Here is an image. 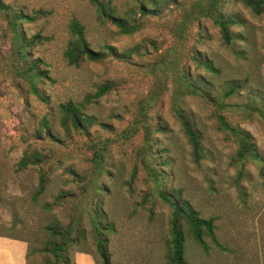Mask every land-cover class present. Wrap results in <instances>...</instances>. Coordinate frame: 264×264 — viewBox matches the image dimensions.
<instances>
[{
  "label": "rangeland",
  "instance_id": "374dc122",
  "mask_svg": "<svg viewBox=\"0 0 264 264\" xmlns=\"http://www.w3.org/2000/svg\"><path fill=\"white\" fill-rule=\"evenodd\" d=\"M4 1L14 12L48 13L20 24L27 40L38 34L47 38L28 49L29 60L39 59L47 77L37 82L40 98L24 77L26 64L14 49L10 17L0 12V238L23 242L26 254L43 249L46 227L56 221L67 225L85 202L84 183L72 172L90 176L97 171V146L105 155L107 172L100 180L106 191L98 199L117 229L109 236L113 264H168L173 211L160 198L158 187L180 192L202 218L215 220L225 250L209 241L212 249L206 253L187 234L188 264H264V15L256 16L241 0H227L223 12L243 24L232 28L238 37L226 45L214 21L195 8L208 0L162 4L157 16L144 18L136 4L149 0H101L120 16L134 10L141 25L134 35H123L113 23L103 21L93 0ZM74 19L85 26L94 50L114 48L119 56L70 66L64 53ZM196 55L213 62L217 72L199 65ZM184 70L210 80L217 93L235 83L241 88L218 108L186 95L179 81ZM105 84L112 90L86 111L105 127L94 125L88 134L64 129L61 105L82 103ZM178 93L203 136L204 157L199 163L173 112ZM142 104L153 128L162 126L152 136L155 155L146 162L144 130L126 135ZM218 114L251 133L261 162L236 161L238 146L219 129ZM45 120L57 141L46 134ZM26 152H39L43 158L21 171L18 163ZM43 172L49 185L35 200ZM62 195L65 198L59 200ZM47 205L54 207L49 210ZM84 227L87 241L71 254L75 260L88 256L96 264L91 254L76 252L87 249L96 254L88 220ZM44 258L31 254L30 264H41ZM81 262L87 264L83 258ZM0 264H22L20 250L0 246Z\"/></svg>",
  "mask_w": 264,
  "mask_h": 264
},
{
  "label": "trees",
  "instance_id": "16d2710c",
  "mask_svg": "<svg viewBox=\"0 0 264 264\" xmlns=\"http://www.w3.org/2000/svg\"><path fill=\"white\" fill-rule=\"evenodd\" d=\"M97 7L99 17L103 21H110L117 26L119 33L123 35H134L141 29L134 18V10L131 9L127 16H120L117 11L111 6L110 3L101 0H93ZM148 2V3H147ZM136 4L140 17L144 18L150 15L157 16L156 12L160 9L162 4L178 3V0H149ZM227 0H208V4L204 1L196 4L200 16L212 19L214 24L219 28L224 43L230 45L237 35L233 31V27L242 25V21L235 15H227L223 12L222 7ZM241 2L251 9L256 16L264 15V0H241ZM205 3V4H204ZM196 10V12H197ZM0 12L10 17V24L13 32V43L16 53L23 59L26 67L23 70L24 77L29 81L34 94L43 98L37 82L46 78L47 72L42 70L39 66L41 62L38 60H29L28 49L46 40V37L35 35L31 40H27L21 31L20 24L22 22H32L41 16L48 13L42 10L36 11L32 16L26 15L24 12H14L12 7L0 0ZM71 39L68 43L67 49L64 53L65 59L70 66L80 67L85 61L100 62L108 56H119V53L114 48H107L106 51H96L91 47L86 35L85 26L74 19L69 24ZM240 35V34H239ZM199 65L206 68L209 72L215 73L213 62L198 55L194 58ZM179 81L187 96L200 97L205 101L214 103L218 108L225 107L224 101L235 95L241 88L240 85L234 84L217 93L214 84L204 77L192 76L188 71L184 70L179 76ZM112 90V86L105 84L98 88L94 95L87 96L82 103L68 102L61 105V126L67 131H76L79 133L88 134L90 128L94 125H101L94 116L89 115L87 107L90 104L96 103L104 95ZM173 102V112L179 122L183 133L185 134L189 145L193 150L194 160L199 163L204 157L203 155V136L192 117L189 115L185 105L180 100V94ZM144 105L140 106V113L138 114L132 128L126 131V135L130 137L133 132L144 130L146 135V148L142 153L143 161L146 162L149 156L155 155V143L152 136L156 132L162 131V126L153 128V124L147 121L145 116ZM219 129L228 135V138L233 140L237 146V162L244 164L245 162L257 161L261 162V157L258 152L257 145L250 132L236 126H232L227 122L224 116L218 114ZM46 134L57 141V137L52 132L49 121L44 122ZM94 156L97 171L90 176H81L74 172L72 174L78 179L80 183H84V203L81 205L72 220L63 225L56 221L46 227V242L43 249L32 250L27 253V264H30L31 254L40 253L44 255V261L41 264H76L71 249L79 247L82 243L87 241L86 228L84 227L85 220H88L91 225L92 234L94 237L96 254H92L90 250L79 249L76 252L83 254H91L96 264H113L112 256L109 252V236L117 232L116 225L110 221L106 212L103 209V203L98 199L101 192L106 191L103 184L100 183L101 178L107 172L104 170L105 155L94 146ZM42 154L34 152L29 154L26 152L18 163L19 170H25L30 164H37L42 161ZM136 173H133L135 177ZM95 177V178H94ZM49 176L47 173H42L40 176L39 187L34 195V199L38 200L46 191L49 185ZM157 183H160V178L157 176ZM160 189L159 195L163 201L172 208V218L170 225V237L167 243L166 260L168 264H188L186 258V236L189 234L198 246L209 253L212 245L220 250H225L224 246L220 243L216 234L215 220L213 218L204 219L200 216L193 206L187 200L181 198V193L177 192L171 194L164 189ZM65 198V195L60 196L59 200ZM1 201V191H0ZM59 202H55V206ZM54 206L47 205V209L51 210ZM212 245L210 244V242Z\"/></svg>",
  "mask_w": 264,
  "mask_h": 264
},
{
  "label": "crops",
  "instance_id": "0c3cea01",
  "mask_svg": "<svg viewBox=\"0 0 264 264\" xmlns=\"http://www.w3.org/2000/svg\"><path fill=\"white\" fill-rule=\"evenodd\" d=\"M0 246H6V247H17L20 250L21 253V261L22 264H27V259H26V246L23 242L16 241V240H7V239H1L0 238ZM85 257V258H84ZM84 259L85 263L87 264H93L92 260L88 256H81L79 255L78 260L76 261V264H82L81 259Z\"/></svg>",
  "mask_w": 264,
  "mask_h": 264
}]
</instances>
